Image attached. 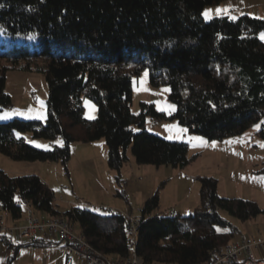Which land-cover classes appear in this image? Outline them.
I'll return each instance as SVG.
<instances>
[{"label": "trees", "instance_id": "16d2710c", "mask_svg": "<svg viewBox=\"0 0 264 264\" xmlns=\"http://www.w3.org/2000/svg\"><path fill=\"white\" fill-rule=\"evenodd\" d=\"M228 0H0V32L10 37L35 36L33 49L14 43L0 50V110L11 105L5 91L9 70L42 73L47 84L46 120L12 119L0 123V154L18 161L57 162L64 168L70 144L104 139L107 165L120 182L130 147L141 165L186 167L192 159L184 142L150 133L146 117L176 120L190 134L222 140L259 124L264 144V18L248 14L203 18L207 7ZM69 47L79 56L57 50ZM148 70L153 87L166 85L172 114L141 102L131 112L132 80ZM82 98L97 106L86 120ZM137 128L138 132H134ZM55 141L52 149L28 145L23 137ZM264 170V169H263ZM199 203L190 213L158 212L155 191L143 204L135 229V252L150 264H205L213 249L231 242L233 225L264 213L248 199L217 194V180L197 177ZM23 206L32 213L60 216L77 224L84 239L99 253L122 260L129 252L123 214L84 208L57 209L49 187L35 175L9 176L0 169V209L13 220ZM1 228V219H0ZM0 242L10 250L11 264L20 247H47L41 238L15 243L7 233Z\"/></svg>", "mask_w": 264, "mask_h": 264}, {"label": "rangeland", "instance_id": "374dc122", "mask_svg": "<svg viewBox=\"0 0 264 264\" xmlns=\"http://www.w3.org/2000/svg\"><path fill=\"white\" fill-rule=\"evenodd\" d=\"M206 10H213V7L205 8L203 13ZM215 16L211 11L210 18L206 19L204 15L203 18L208 21ZM262 34L264 32L260 33L259 38L264 42ZM14 43H25L36 50L40 48L35 36L13 38L0 32V50ZM56 48L69 55H80L69 47ZM5 91L11 97V105L0 110V115H7L6 119H0V123L12 119L45 122L48 91L42 73L9 70L6 74ZM168 93L169 88L166 85L151 86L148 70H143L132 80L131 112L138 114L140 103L146 102L153 104L158 112L172 114L175 106L168 101ZM82 107L86 120L96 119L97 106L94 102L82 98ZM257 125L259 124L253 125L241 135L211 141L190 134L176 120L147 116L145 126L150 133L167 141L186 143L189 148L188 156L195 158L182 169L166 165H141L134 161L130 147H127L125 154L128 161H124L120 170V182L116 181L115 172L107 165V147L104 139L88 143L73 141L70 144L71 154L66 168L57 162L18 161L0 154V169L9 176L39 177L52 191L54 204L61 211L84 208L105 213L111 209L135 218L140 214L144 202L158 191V212L170 215V210L175 208L176 202L180 200H183L180 204L185 208L197 207L199 176L214 177L217 180L219 196L252 200L264 210V147H261L263 143L257 135L258 129L254 127ZM134 132H138V129L135 128ZM19 136L31 147L41 150L52 149L55 144L62 145L60 139L48 141L34 138L29 133ZM32 141L46 147H37ZM174 215L178 216V212ZM220 215L241 230L242 222L225 211H220ZM2 216L13 225L9 215L0 209V217ZM258 218L262 220L264 215H259ZM73 228L75 232L79 231L77 224H73ZM6 229L8 228L2 230L5 232ZM237 237L238 235L235 236ZM62 246L60 243L44 248L20 247L11 264H58ZM254 254L258 256L256 251ZM63 259L65 261V257ZM70 264L79 262L72 257Z\"/></svg>", "mask_w": 264, "mask_h": 264}, {"label": "built area", "instance_id": "2783aa9c", "mask_svg": "<svg viewBox=\"0 0 264 264\" xmlns=\"http://www.w3.org/2000/svg\"><path fill=\"white\" fill-rule=\"evenodd\" d=\"M109 214L115 211L108 209ZM173 212V210H170ZM22 216L25 224L6 229L15 243L31 241L41 238L49 242L62 243L61 252L68 258L75 257L79 264H150L145 263L135 252V229L138 218L125 216L128 227V254L122 260H114L96 251L73 225L60 216L47 217L31 212L27 206H23ZM264 245V239H245L240 243L230 242L210 253V258L205 264H264V259L257 260L254 251Z\"/></svg>", "mask_w": 264, "mask_h": 264}, {"label": "crops", "instance_id": "0c3cea01", "mask_svg": "<svg viewBox=\"0 0 264 264\" xmlns=\"http://www.w3.org/2000/svg\"><path fill=\"white\" fill-rule=\"evenodd\" d=\"M217 9H227V11L221 12L218 14L216 12ZM211 11H212V13H215L216 16H219V15L238 16L241 14H248V15H251L254 17H258V18H264V0H228V1H224L219 6L213 7V10H211ZM127 161H128V159H127ZM220 197H224V196L220 195ZM181 202H183V200L176 202L177 206L175 208L171 209V210H173V212H172L173 215L178 212V216H184V215H187L188 213H190L192 211L191 208H194V206H193L190 208L187 207V208H189V209H187V208L183 207L182 204H180ZM197 203H199V200H197ZM197 203H196V205H198ZM260 215H264V213H262ZM258 216L255 217L254 219L242 222L241 230H239L236 226L233 225L234 230H233V233L231 236V242L240 243L243 240V238H245V239H252V238L264 239V219L261 218L262 220H259L260 218H258ZM136 217H138V216H136ZM8 218L12 219L10 216H8ZM0 219H1L0 233H5L2 229L3 228H9V226H11V224H9V222H7L8 219L4 216L0 217ZM11 222L13 224L12 226H22L23 224H25L23 217H21L19 220H13L12 219ZM237 235H238V237L235 238V236H237ZM52 244H60V243L52 242ZM255 251L258 255V256H256L257 260L261 261L262 259H264V245L261 249L255 250ZM9 255H10V250H8L4 246V244L2 242H0V264H7V260H8ZM64 257H65V261L63 259ZM70 260H71V258L68 259L66 256H64L63 253L57 259L58 264H70Z\"/></svg>", "mask_w": 264, "mask_h": 264}, {"label": "snow or ice", "instance_id": "6c2138e0", "mask_svg": "<svg viewBox=\"0 0 264 264\" xmlns=\"http://www.w3.org/2000/svg\"><path fill=\"white\" fill-rule=\"evenodd\" d=\"M227 9H217L216 12L219 14L221 12H226ZM210 12L211 10H206L203 15L205 16V18H210ZM262 39H264V34H262L261 36ZM171 107V106H170ZM16 114H19V113H16ZM7 118V115H0V119H6ZM39 118V117H38ZM165 127H169V126H165ZM255 128L259 129V125L257 126H254ZM183 131V130H182ZM17 135L19 136V133H17ZM33 144H35L37 147H46V146H43V145H39L38 143H36L35 141H32ZM261 147H264V144L261 145Z\"/></svg>", "mask_w": 264, "mask_h": 264}]
</instances>
